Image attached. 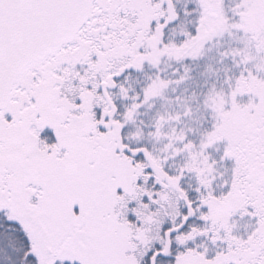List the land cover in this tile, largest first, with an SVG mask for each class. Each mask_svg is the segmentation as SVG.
Returning a JSON list of instances; mask_svg holds the SVG:
<instances>
[{
	"label": "snow or ice",
	"instance_id": "snow-or-ice-1",
	"mask_svg": "<svg viewBox=\"0 0 264 264\" xmlns=\"http://www.w3.org/2000/svg\"><path fill=\"white\" fill-rule=\"evenodd\" d=\"M0 264H264V0H0Z\"/></svg>",
	"mask_w": 264,
	"mask_h": 264
}]
</instances>
